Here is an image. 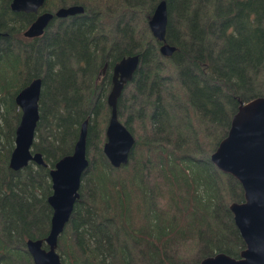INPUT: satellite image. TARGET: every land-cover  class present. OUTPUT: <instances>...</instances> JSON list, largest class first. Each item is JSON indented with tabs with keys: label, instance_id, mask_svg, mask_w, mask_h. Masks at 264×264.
Returning <instances> with one entry per match:
<instances>
[{
	"label": "trees",
	"instance_id": "16d2710c",
	"mask_svg": "<svg viewBox=\"0 0 264 264\" xmlns=\"http://www.w3.org/2000/svg\"><path fill=\"white\" fill-rule=\"evenodd\" d=\"M9 1L0 0V31L7 33L0 38V95H11L5 98L11 111L4 108L0 122V154L9 149L0 155L4 158L0 163V264H30L24 240L42 238L48 227V167L71 151L85 119L86 144L96 119L98 139L104 140L109 113L107 71L121 56L135 53L139 63L124 89L132 91L129 112L138 116L141 129L146 127L147 138L134 139L127 163L118 168L111 167L98 148L92 177L86 180L90 204L77 201L58 236L65 249L61 263L161 264L164 237L181 223L182 216L205 249L197 259L217 252L237 256L243 242L227 204L241 201L242 190L235 178L210 162L209 155L225 135L237 105L264 95V0H164L165 36L177 48L165 57L179 77V89L167 95L157 90L154 81L162 70L156 64L159 43L140 23L132 27L128 21L130 12H139L138 19L143 10L147 21L155 0H69L81 4L83 12L57 24L58 38L51 32V20L48 32L35 38L37 46L29 54L18 34L32 14L10 11ZM171 12L181 25L179 33L178 27L170 28ZM106 20L118 21L119 41L104 37V31L112 32ZM43 42L45 49L40 48ZM103 62L107 66L97 91L93 79ZM38 63L46 69L41 77L28 68ZM75 74L87 83L80 92L75 88ZM33 77L40 78V93L31 151L40 152L48 167L29 162L13 171L7 166L19 119L13 96ZM149 89L155 93L153 102L146 100ZM119 105L125 108L122 93L116 101L117 117ZM45 113L49 120H44L43 127L48 134L45 143L39 144L35 138H40ZM123 124L129 131L136 130L129 120ZM195 140L194 156L175 157ZM147 168L163 174L165 181L160 182L169 189L159 194V183L147 189L142 179ZM180 187L183 194L177 195ZM159 196L168 197L173 209L161 210Z\"/></svg>",
	"mask_w": 264,
	"mask_h": 264
},
{
	"label": "water",
	"instance_id": "95a60500",
	"mask_svg": "<svg viewBox=\"0 0 264 264\" xmlns=\"http://www.w3.org/2000/svg\"><path fill=\"white\" fill-rule=\"evenodd\" d=\"M43 2L10 0L8 7L12 12L27 13L37 11ZM82 12L83 7L79 4L60 6L53 12L43 11L22 34L39 35L51 18ZM166 21L165 1L158 0L147 20V27L151 36L160 43L158 52L163 56L170 55L174 50L173 46L164 42ZM3 34L6 33L0 32V35ZM138 63V54L127 55L115 61L110 69V87L105 97L109 113L101 152L113 168L127 163L134 145L133 135L117 117L116 101L125 84L132 78ZM39 92L40 78L35 77L13 96L15 105L20 109L14 129L13 147L7 161L8 168L13 171L20 170L30 161L47 166L40 152H30L38 119ZM86 125L87 119L79 125L71 152L59 157L48 169L50 192L45 198L50 216L46 234L42 238H28L25 241V251L31 264H62L56 252V240L72 213L79 195L81 176L88 165ZM209 160L221 172L235 178L241 187L242 201L230 202L228 209L244 248L239 251L237 258L217 252L203 257L195 264H264V95L237 105L225 135L210 153Z\"/></svg>",
	"mask_w": 264,
	"mask_h": 264
},
{
	"label": "rangeland",
	"instance_id": "374dc122",
	"mask_svg": "<svg viewBox=\"0 0 264 264\" xmlns=\"http://www.w3.org/2000/svg\"><path fill=\"white\" fill-rule=\"evenodd\" d=\"M53 1V3H52ZM157 2V0H155V3ZM70 3H72V1L69 0H45L43 6L40 9H55L58 6H67L70 5ZM54 9L52 11H54ZM14 13H24V12H14ZM117 13V11H116ZM115 13V14H116ZM130 19L128 20L132 27H138L139 23L141 24L142 27H144L147 30V33L149 34V36L151 37L148 28H147V21L144 17V10L141 12L140 17L137 19L139 12H130ZM31 15V14H30ZM89 15H93L92 12H89ZM119 16V14H118ZM122 16V15H121ZM120 17L117 18V20H119ZM170 17V28H173L174 26L178 27L177 29V33H179V31L181 30V25L176 17L175 14H173L171 12V14H169ZM115 20V22H109L108 20L107 23L109 25V29L112 30V32H106L104 31L103 34L105 35L104 37L107 40H113L116 39L117 41H119L120 36L118 34H116V32L118 31L116 27V22L118 23V21ZM122 20L125 21V19L122 16ZM52 23L53 26L51 28V32H54L53 35L55 36V38H58V26L57 24L62 22L63 19L60 18H54L52 19ZM101 25H103V23H101ZM143 28V29H144ZM49 27H47V30L45 32V34L48 32ZM4 33V32H1ZM53 36V37H54ZM138 36L135 35L134 38H137ZM18 39L21 42V45L23 46V49L25 51L26 54H29L31 52V49H35L37 46V43L34 42V40L31 39H26L23 38L21 33L18 34ZM144 44V43H143ZM143 44L140 45V47L143 46ZM45 42H43L40 46V48L45 49L46 47ZM33 54V53H32ZM158 61H157V65L158 66H162V70L159 71V75L157 78H154V81L158 84L157 86V90H160V92L163 95H167L169 93H175V91L177 89H179L177 87V80H178V75H177V71L175 72L174 69L169 65L167 58L165 56H161L160 54H158ZM56 60V59H55ZM155 62V61H153ZM38 66H32L31 64L28 65V68L30 69H36V73L39 74V77H41L42 75H44L46 73V69L44 66L41 65V63L37 64ZM111 69V68H110ZM110 69H108L107 74H109L110 77ZM176 70V68H175ZM100 68L96 71L95 75H94V81H95V88L98 91V89L101 87L100 83L102 81V79L104 78V74L100 75ZM75 88L76 91L78 90L80 92V88L84 87L85 85H87L86 82H84L82 80V77L77 74H75ZM151 80V78H150ZM150 87V85L148 86ZM109 87H107L108 90ZM107 92V91H106ZM122 95H123V99L125 100V108L123 107V105H119V112H118V117L119 120L121 122H124L125 120H129L130 122H132V125L136 128L133 129L130 128V131L134 137V139L137 140L140 139H146V127L144 129H141V124H139L137 122V118L138 116H133V114L131 112H129V105L131 103V94L132 91L128 90L127 88L122 90ZM78 94V93H76ZM11 96V95H9ZM9 96L5 95H0V122L3 124L2 122V115L5 117V112H4V108L7 111H11L10 108V104L7 102ZM135 96H137L135 94ZM148 98L146 99L149 102H153L154 101V90H150L148 92ZM96 98H93V95L91 96V101H93ZM84 111H87L86 107L83 108ZM47 117V118H46ZM6 119H11V118H7ZM15 120V119H14ZM44 120H49V115H47V113H45V118L42 120V122L40 123L41 125V131H40V138L36 139L35 138V142H38L39 144L41 143H45L46 138H47V129L43 127L44 124ZM98 119H96L95 122L91 123V128L88 132L87 135V158L89 160L88 162V167L86 169V172L84 173V175L81 177L80 180V187H79V195H78V203L79 204H90V193L89 190L90 188L87 187V183L86 180L90 181L91 177H92V165L96 164L97 160H98V148H100L101 150V142L102 140L99 141L98 139V129H99V123L97 121ZM12 121V119H11ZM105 125V123H104ZM104 128V126H103ZM103 131V129H102ZM78 132V130H77ZM160 136V135H158ZM154 140H160V137H156L154 138ZM75 141V140H74ZM73 141V142H74ZM139 141V142H140ZM73 145V143H72ZM7 149V148H6ZM6 149L1 152L0 155L6 154ZM9 149H7L8 151ZM184 153H176L175 157L178 158L184 154H187L189 156H194L195 153H197V140L193 141L192 143H190L189 146H186L183 148ZM4 158H1L0 156V163L3 162ZM2 169V167L0 168ZM4 169V168H3ZM130 167H127L125 170H130ZM1 172V171H0ZM32 172V171H31ZM119 176H122L119 172ZM123 177V176H122ZM220 178L222 177V175L219 176ZM142 179L145 180L146 185H147V189H151V187L154 184H161V188L159 190V194L160 193H164L165 188H168L167 186H165L163 183H161L160 181H165V178L163 177V174H160L156 169L153 168H147L144 169L143 173H142ZM222 179V178H221ZM236 188V187H235ZM169 189V188H168ZM177 195L183 194V190L180 187V189L178 191H175ZM159 202H160V209L161 210H165L167 208H169L170 210L173 209V204L171 203V201L168 200L167 198H161L159 196L158 198ZM158 209V210H160ZM180 218V217H179ZM180 222H178L176 225H174L171 229H169L168 234L164 237V251H163V257H162V261L161 264H193L198 256L205 252V249L202 248V244H201V239L198 237L197 233L194 230H191L187 224L189 223V220L186 219L185 217L182 216V219L180 220ZM156 245H158V243H156ZM64 246L61 243L60 240L57 239V243H56V252L59 255V258L64 256L63 253ZM61 261V260H60ZM31 264V261H30ZM68 264V263H66Z\"/></svg>",
	"mask_w": 264,
	"mask_h": 264
},
{
	"label": "flooded vegetation",
	"instance_id": "af4514ba",
	"mask_svg": "<svg viewBox=\"0 0 264 264\" xmlns=\"http://www.w3.org/2000/svg\"><path fill=\"white\" fill-rule=\"evenodd\" d=\"M44 2H45V0H44ZM44 2H43V4H44ZM43 4L37 9V11H30V12H27V13H31L32 14V18L30 19V21L24 26V28L20 31V33H21V35H22V37L23 38H26V39H31V40H36L35 38L36 37H39V36H43L44 34H45V32H46V30H47V27L49 26V23H50V21L52 20V19H54V18H51V20L48 22V24L43 28V31H42V33L41 34H39V35H36V36H24L23 34H22V32L27 28V26L37 17V16H39L43 11H49V10H47V9H40L42 6H43ZM71 4H79V3H71ZM79 5H81V4H79ZM82 6V5H81ZM83 7V6H82ZM78 14H81V13H76V14H73V15H69V16H65V17H56V18H60V19H66V18H68V17H72V16H75V15H78ZM167 17V16H166ZM148 20V19H147ZM166 24H167V21H166ZM148 28V27H147ZM149 31V30H148ZM170 31H171V29H170ZM4 33H6L5 31H3ZM165 32H167V29H166V25H165ZM150 33V32H149ZM151 35V34H150ZM4 36H7V33L6 34H3V35H0V38L1 37H4ZM152 37V36H151ZM153 38V37H152ZM155 39V38H154ZM157 41V40H156ZM164 42L165 43H167V44H169V45H171V46H173L174 47V50L173 51H176V47L173 45V44H171V42H170V40L168 39V37H167V35L165 36V33H164ZM159 42L157 41V44H158ZM158 47H159V44H158ZM172 54V53H171ZM170 54V55H171ZM128 55H132V54H128ZM170 55H167V56H170ZM124 56H127V55H124ZM121 57H123V56H121ZM120 57V58H121ZM104 64H105V66H104ZM106 66H107V63L106 62H103V64H102V66H101V68H100V72H99V74L100 75H103L104 74V72H105V68H106ZM33 78H35V77H33ZM22 88V87H21ZM21 88H19V89H21ZM18 89V90H19ZM17 90V91H18ZM14 98V97H13ZM7 102H8V100H7ZM13 102H14V99H13ZM9 103V102H8ZM18 108V107H17ZM18 110H19V115H20V109L18 108ZM5 112V114H6V111H4ZM82 123V122H81ZM80 123V124H81ZM74 143V142H73ZM72 147H73V145H72ZM72 150V149H71ZM71 152V151H70ZM69 152V153H70ZM88 162H89V160H88ZM86 169L87 168H85L84 169V171H83V174H84V172H86ZM241 188V187H240ZM78 201V198L76 199V201H75V203ZM242 201V200H241ZM233 202V201H232ZM236 202V201H235ZM238 202H240V201H238ZM74 203V204H75ZM230 203V202H229ZM228 203V204H229ZM227 209H228V207H227ZM228 211H229V213L231 214V212H230V210L228 209ZM231 219H232V214H231ZM232 223H233V220H232ZM233 225H234V223H233ZM235 226V225H234ZM235 228H236V226H235ZM237 229V228H236ZM238 232V231H237ZM239 234V233H238ZM240 237V236H239ZM242 240V239H241ZM243 242V241H242ZM243 248H244V244H243ZM243 248H241L240 250H242ZM234 258H237V257H234ZM195 263H197V260L193 263V264H195Z\"/></svg>",
	"mask_w": 264,
	"mask_h": 264
},
{
	"label": "bare ground",
	"instance_id": "6f19581e",
	"mask_svg": "<svg viewBox=\"0 0 264 264\" xmlns=\"http://www.w3.org/2000/svg\"><path fill=\"white\" fill-rule=\"evenodd\" d=\"M1 32V31H0Z\"/></svg>",
	"mask_w": 264,
	"mask_h": 264
}]
</instances>
